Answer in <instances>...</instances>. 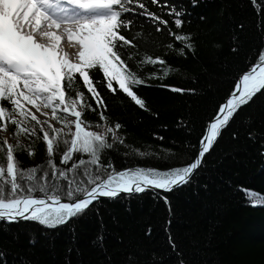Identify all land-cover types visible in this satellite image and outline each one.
Listing matches in <instances>:
<instances>
[{"label": "trees", "instance_id": "1", "mask_svg": "<svg viewBox=\"0 0 264 264\" xmlns=\"http://www.w3.org/2000/svg\"><path fill=\"white\" fill-rule=\"evenodd\" d=\"M143 2L149 11L168 20L172 31L191 34L195 51L186 50V58L180 55L183 43L176 42L163 25H159L163 31L156 32L157 25L147 16L135 17L130 28L121 30L133 42L122 51L126 57L131 53L134 69L138 68L137 61L145 59V53L161 57L166 64L141 65L140 75L147 86L134 88L146 109L132 102L118 86L116 94L106 85L99 87L107 105L108 123L122 125L119 135L125 144L106 150L102 157L103 163L111 160L117 170L136 166L169 169L193 162L209 121L229 98L235 80L264 50V0H198L196 7H192L191 0H168L191 12V16L184 17L182 29H176L168 8L162 9L152 0ZM164 4L165 0H160V5ZM169 43L174 47L168 48ZM163 69H169L167 78L145 75ZM94 72L98 80H103L99 70ZM164 85L195 91L181 94ZM78 87L86 92L82 81ZM86 99L95 108L90 94ZM98 112L85 110L91 127L103 123ZM7 132L12 137L10 144L15 145V126L8 123ZM249 132L255 133L254 141L248 138ZM3 139L0 131V144ZM19 139L25 150L16 149L14 156L22 169L46 165L42 139L27 135ZM29 147L35 155H28ZM134 149L146 155L141 157ZM165 149L172 152L166 153ZM6 152V147L0 148V167L5 173ZM261 153L264 94L243 106L222 131L189 185L166 195L144 193L101 199L84 216L55 229L31 221L0 226V251L5 253L0 264L5 260L7 264H264V203H257L264 200ZM61 156L59 152L53 157L55 164L71 167L72 161L60 164ZM81 158L88 159L74 154V160Z\"/></svg>", "mask_w": 264, "mask_h": 264}, {"label": "snow or ice", "instance_id": "2", "mask_svg": "<svg viewBox=\"0 0 264 264\" xmlns=\"http://www.w3.org/2000/svg\"><path fill=\"white\" fill-rule=\"evenodd\" d=\"M152 3L169 9L168 15L173 18L176 29H182L186 23L184 17L191 16L186 7L169 4L168 0L164 5H160V0ZM191 4L196 7L198 0H191ZM137 8L143 11L137 12ZM129 12L133 15H123ZM137 16H147L157 25L156 32L163 31L159 25L169 29L168 34L183 43L178 50L180 55L186 58L187 52L195 51L191 34L172 31L169 21L149 11L143 0H0V122H3L0 131H7L10 123L15 126L17 136L15 145L7 137L0 144V148L7 149L6 173L0 167V226L31 221L55 229L87 214L101 198L117 199L122 194L128 198L154 190L172 192L189 185L222 131L243 106L258 94H264L262 50L256 62L235 80L229 98L209 121L193 162L169 169L136 166L120 170L111 160L103 163L106 150H114L117 144L124 145L125 140L119 135L122 125L108 123L107 105L99 87L106 85L116 94L118 86L132 102L146 109L145 101L134 88L147 86L140 75L141 65L166 64L161 57L152 58L145 53V59L137 61L138 68L134 69L131 53L125 56L122 49L133 42L121 30L130 28ZM167 47L171 49L174 45L169 43ZM94 70L103 74V80L96 78ZM158 71L145 75L162 79L170 74L169 69ZM81 81L86 92L79 90ZM169 90L181 94L195 91L176 87ZM87 94L95 101V108L86 99ZM86 109L99 110V120L103 123L95 127L103 131L89 130L92 124L85 117ZM52 121L61 127H55ZM20 135L42 139L48 157L46 165L26 170L20 167L14 156L16 149L25 150ZM248 138L254 141L255 133L249 132ZM26 150L29 156L35 155L30 147ZM134 151L141 157L146 155ZM164 151L172 152L171 149ZM59 152H62L60 164L68 165L72 161L71 167L65 169L55 164L53 157ZM77 153L88 159L74 160ZM164 199L168 202L166 196ZM99 239L102 242L103 237ZM4 257L5 253L0 251V259Z\"/></svg>", "mask_w": 264, "mask_h": 264}, {"label": "rangeland", "instance_id": "3", "mask_svg": "<svg viewBox=\"0 0 264 264\" xmlns=\"http://www.w3.org/2000/svg\"><path fill=\"white\" fill-rule=\"evenodd\" d=\"M33 111H34V110H33ZM37 115L39 116L38 113H37ZM39 118H40L41 120L45 119V117H39ZM70 119H73V118H70ZM52 123H53L54 126L57 127V128L61 127V124L56 123L55 121H52ZM89 130L97 131V132H99V131H103L102 128H95V127H90ZM1 133H2V135H3L4 138L7 137L9 143L12 142V137H11V135H10L7 131H1Z\"/></svg>", "mask_w": 264, "mask_h": 264}, {"label": "water", "instance_id": "4", "mask_svg": "<svg viewBox=\"0 0 264 264\" xmlns=\"http://www.w3.org/2000/svg\"><path fill=\"white\" fill-rule=\"evenodd\" d=\"M199 150V149H198ZM197 155V154H196ZM196 157V156H195ZM145 193H159V194H163V195H166L170 192H162V191H159V190H154V191H148V192H145ZM141 194H144V193H141ZM141 194H137V195H141ZM123 195V194H122ZM101 199H106V198H101Z\"/></svg>", "mask_w": 264, "mask_h": 264}]
</instances>
